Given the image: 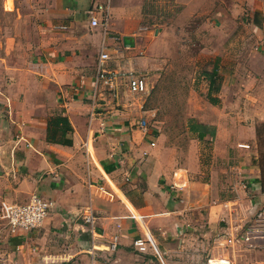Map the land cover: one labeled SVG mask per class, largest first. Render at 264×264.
<instances>
[{"label": "crops", "instance_id": "1", "mask_svg": "<svg viewBox=\"0 0 264 264\" xmlns=\"http://www.w3.org/2000/svg\"><path fill=\"white\" fill-rule=\"evenodd\" d=\"M101 1L0 0V211L32 195L55 203L33 231L0 228V264H264V240L251 249L227 244L264 205L261 170L252 165L255 126L203 121V138L191 141L198 152L212 141L217 165L233 164L225 186L212 163L204 176L197 157L192 165L169 159L148 127L143 95L129 92L125 79L114 92L99 87L92 107L89 80L103 47L107 69L119 78H163L166 64L161 55L144 56L145 40L125 27L127 0H111L106 32L91 27ZM125 36L134 38L133 48L123 46ZM216 61L205 96L215 100L212 109L241 113L243 97L264 98L260 81L254 89L236 78L240 65L235 78H218L223 67ZM258 100L249 103L250 114L264 121ZM56 117L68 122L64 136L61 125H51ZM242 130L247 140H239ZM89 213L92 225L84 221ZM146 237L139 252L133 242Z\"/></svg>", "mask_w": 264, "mask_h": 264}, {"label": "rangeland", "instance_id": "2", "mask_svg": "<svg viewBox=\"0 0 264 264\" xmlns=\"http://www.w3.org/2000/svg\"><path fill=\"white\" fill-rule=\"evenodd\" d=\"M127 2L131 14L125 27L145 40L144 56L161 55L166 61L163 78H145L148 90L142 99L143 108L149 111L148 127L161 136L160 142L168 149L169 159L179 165L188 162L192 165L197 157L204 176L212 163V170L219 171L224 185L229 186L233 164L217 165L212 156V141L199 146V152L191 142L202 130L203 121L221 119L232 125L253 124L261 128L260 137L252 147L258 159L252 160V165L264 171V121L250 114L249 106V103L257 104L258 99L243 97L238 106L242 108L241 113L233 114V109L227 107L229 111L222 114L219 109H212L205 97L216 60L223 67L218 78H235L234 67L240 65L242 69L240 72L237 69L236 78L243 77L254 89L260 81L259 91L264 94V81L260 80L264 72V0ZM259 100L264 104L263 97ZM247 134L244 130L239 132V140H247Z\"/></svg>", "mask_w": 264, "mask_h": 264}, {"label": "built area", "instance_id": "3", "mask_svg": "<svg viewBox=\"0 0 264 264\" xmlns=\"http://www.w3.org/2000/svg\"><path fill=\"white\" fill-rule=\"evenodd\" d=\"M111 0H102L101 2H94V8L90 13L89 25L93 28L102 27L106 32L109 25V8ZM110 57L106 53L105 47L102 48L96 63V73L94 78L90 79L92 90V107L95 105V96L98 93L99 87L114 92L116 83L119 79H125L126 87L134 95L140 96L147 93L148 86L146 79L137 74H128L123 77L121 73L112 72L107 69V62ZM94 110L91 111L90 116H93ZM146 122L141 121L139 126L145 129ZM55 203L52 200L44 199L38 195H32L25 204L6 206L0 211V228H5L9 235H19L37 229L44 219L49 215L54 208ZM142 221L141 218L137 219ZM84 221L90 225L93 224L94 218L92 214L84 216ZM264 240V205L257 210L249 224L242 234L235 238H228L227 244L232 245L240 241L243 248L251 249L256 247V242ZM149 239H138L133 242L134 247L139 252H145L146 243ZM117 245V237H114L113 242L109 248L114 250Z\"/></svg>", "mask_w": 264, "mask_h": 264}, {"label": "trees", "instance_id": "4", "mask_svg": "<svg viewBox=\"0 0 264 264\" xmlns=\"http://www.w3.org/2000/svg\"><path fill=\"white\" fill-rule=\"evenodd\" d=\"M216 75V72L214 71L213 73H212V75L210 76V78L212 79L213 78V76H215ZM211 103H215V100H213V99H211V100H209ZM51 125H53L54 127L55 126H58V125H61V135L62 136H64V133L65 132H68V131H70V127L68 126V122H67V120L66 119H64V118H61V117H56V118H54L52 121H51ZM202 130H203V127H202ZM200 131V132H198V137L200 138V139H202L203 138V136H204V132L203 131ZM261 128L259 127V128H256V136H257V139H259V137H260V134H261ZM54 138V137H53ZM260 182H261V186L263 187L264 186V171H261V180H260ZM264 189V188H263Z\"/></svg>", "mask_w": 264, "mask_h": 264}, {"label": "water", "instance_id": "5", "mask_svg": "<svg viewBox=\"0 0 264 264\" xmlns=\"http://www.w3.org/2000/svg\"><path fill=\"white\" fill-rule=\"evenodd\" d=\"M123 42V46L124 47H129V48H133L134 47V38L131 36H125L122 39Z\"/></svg>", "mask_w": 264, "mask_h": 264}]
</instances>
